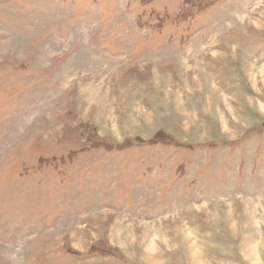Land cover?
Segmentation results:
<instances>
[{"label": "rangeland", "instance_id": "obj_1", "mask_svg": "<svg viewBox=\"0 0 264 264\" xmlns=\"http://www.w3.org/2000/svg\"><path fill=\"white\" fill-rule=\"evenodd\" d=\"M0 264H264V0H0Z\"/></svg>", "mask_w": 264, "mask_h": 264}]
</instances>
